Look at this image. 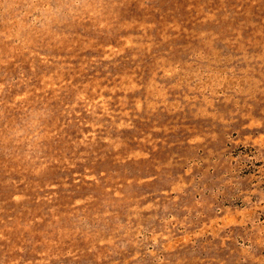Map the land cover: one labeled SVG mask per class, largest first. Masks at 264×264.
<instances>
[{
    "label": "rangeland",
    "instance_id": "rangeland-1",
    "mask_svg": "<svg viewBox=\"0 0 264 264\" xmlns=\"http://www.w3.org/2000/svg\"><path fill=\"white\" fill-rule=\"evenodd\" d=\"M0 264H264V0H0Z\"/></svg>",
    "mask_w": 264,
    "mask_h": 264
}]
</instances>
